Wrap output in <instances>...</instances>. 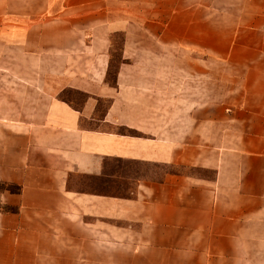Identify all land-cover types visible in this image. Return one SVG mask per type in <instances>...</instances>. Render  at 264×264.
Instances as JSON below:
<instances>
[{
	"label": "crops",
	"instance_id": "1",
	"mask_svg": "<svg viewBox=\"0 0 264 264\" xmlns=\"http://www.w3.org/2000/svg\"><path fill=\"white\" fill-rule=\"evenodd\" d=\"M0 264H264V0H0Z\"/></svg>",
	"mask_w": 264,
	"mask_h": 264
}]
</instances>
